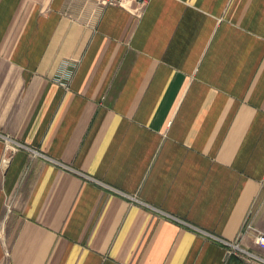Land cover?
Returning <instances> with one entry per match:
<instances>
[{
    "label": "crops",
    "instance_id": "0c3cea01",
    "mask_svg": "<svg viewBox=\"0 0 264 264\" xmlns=\"http://www.w3.org/2000/svg\"><path fill=\"white\" fill-rule=\"evenodd\" d=\"M257 234L264 0H0V264H256Z\"/></svg>",
    "mask_w": 264,
    "mask_h": 264
},
{
    "label": "built area",
    "instance_id": "2783aa9c",
    "mask_svg": "<svg viewBox=\"0 0 264 264\" xmlns=\"http://www.w3.org/2000/svg\"><path fill=\"white\" fill-rule=\"evenodd\" d=\"M95 1L98 2V4L102 7H108V6L127 7V6L134 5L136 10H140L147 4L149 0H95ZM69 79H70V76L68 75V76H65V78L60 81L58 79V81L60 85H62L64 88H67ZM18 148H26V147L20 144H17L16 146L11 145L8 148V152L12 153ZM216 239L219 240L222 244H224L227 247V254H231L237 249V246H235L234 244L224 242L218 238ZM254 242L258 247L264 250V235L263 234H257L254 238ZM256 264H264V261L258 260V263Z\"/></svg>",
    "mask_w": 264,
    "mask_h": 264
}]
</instances>
